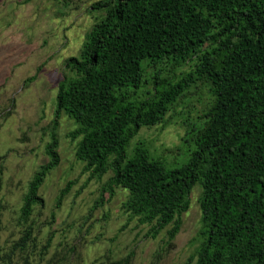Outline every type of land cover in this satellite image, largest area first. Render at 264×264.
Masks as SVG:
<instances>
[{"label":"trees","instance_id":"16d2710c","mask_svg":"<svg viewBox=\"0 0 264 264\" xmlns=\"http://www.w3.org/2000/svg\"><path fill=\"white\" fill-rule=\"evenodd\" d=\"M92 7L100 19L80 56L65 60L68 74L55 97V126L62 115L77 125L69 136L80 138L75 155L83 172L91 179L109 173L108 192L127 191L122 209L152 224L153 236L167 229L170 246L200 185L198 244L185 264H264V0H99ZM200 88L210 100L185 120L191 149L184 164L169 167L143 141L129 149L143 127L163 123ZM58 146L53 132L12 240H2L0 202V264L82 262L74 244L55 245V232L36 220L44 206L39 188L60 162ZM72 183L60 189L56 207ZM102 260L127 264L129 256Z\"/></svg>","mask_w":264,"mask_h":264},{"label":"rangeland","instance_id":"374dc122","mask_svg":"<svg viewBox=\"0 0 264 264\" xmlns=\"http://www.w3.org/2000/svg\"><path fill=\"white\" fill-rule=\"evenodd\" d=\"M97 1L0 0L2 240L17 238L23 195L35 171L49 160L46 147L56 132L60 162L39 188L44 206L36 214L43 230L55 232V245L65 239L74 244L81 264H99L108 253L116 259L129 256L127 264H185L198 244L193 237L200 227V185L190 194V207L170 246L167 229L153 236L152 224H140L122 209L127 191L116 187L111 195L106 187L109 173L91 179L89 172H83V163L75 155L80 138L69 136L76 123L62 115L55 126L58 84L68 74L65 60L80 56L87 32L99 21L101 14L92 7ZM190 64L183 68L188 70ZM208 100L205 89H196L163 123L143 127L129 149L143 141L169 167L181 166L191 149L183 139L185 120L202 114ZM69 181H73L70 191L56 207L60 189Z\"/></svg>","mask_w":264,"mask_h":264}]
</instances>
